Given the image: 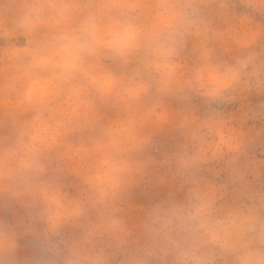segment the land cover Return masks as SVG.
I'll use <instances>...</instances> for the list:
<instances>
[{"label":"clouds","instance_id":"1","mask_svg":"<svg viewBox=\"0 0 264 264\" xmlns=\"http://www.w3.org/2000/svg\"><path fill=\"white\" fill-rule=\"evenodd\" d=\"M253 97L264 0H0V264H264Z\"/></svg>","mask_w":264,"mask_h":264},{"label":"rangeland","instance_id":"2","mask_svg":"<svg viewBox=\"0 0 264 264\" xmlns=\"http://www.w3.org/2000/svg\"><path fill=\"white\" fill-rule=\"evenodd\" d=\"M261 99L264 98L253 97L252 102L255 104L259 102ZM154 155H156L157 158H160L158 153H154ZM157 195H163V191L158 188H145L144 186H141L134 191L133 198L137 203L147 204L151 202V200L156 198ZM0 216H4L5 218H7L9 216L8 210L0 209Z\"/></svg>","mask_w":264,"mask_h":264}]
</instances>
